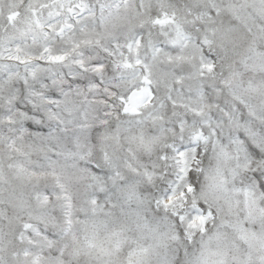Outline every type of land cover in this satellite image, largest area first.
Wrapping results in <instances>:
<instances>
[{
    "label": "snow or ice",
    "instance_id": "6c2138e0",
    "mask_svg": "<svg viewBox=\"0 0 264 264\" xmlns=\"http://www.w3.org/2000/svg\"><path fill=\"white\" fill-rule=\"evenodd\" d=\"M0 264H264V0H0Z\"/></svg>",
    "mask_w": 264,
    "mask_h": 264
}]
</instances>
